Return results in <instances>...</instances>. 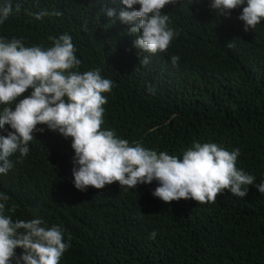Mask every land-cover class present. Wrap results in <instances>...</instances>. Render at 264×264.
Segmentation results:
<instances>
[{
  "label": "trees",
  "instance_id": "1",
  "mask_svg": "<svg viewBox=\"0 0 264 264\" xmlns=\"http://www.w3.org/2000/svg\"><path fill=\"white\" fill-rule=\"evenodd\" d=\"M110 1L11 0L0 37L48 49L50 36L69 34L81 60L73 71L99 68L113 81L104 93L105 130L132 146L181 159L194 142L239 148L236 167L253 175L254 184L244 198L225 190L206 204L166 203L153 196L155 180L82 192L74 186L72 138L41 124L37 129L44 131L34 133L28 155L13 154V167L0 174V193L10 198L5 215L61 227L71 247L60 264H264V195L255 187L264 181V20L245 31L243 6L220 16L211 0H177L161 10L176 35L166 52L149 54L134 47L136 36L117 9L115 17L102 11ZM43 10L62 15L37 20L33 13ZM144 57L147 65L140 63ZM5 106L15 108L0 105V111ZM10 131L4 125L0 136ZM13 206L15 212L9 211ZM22 253L16 249L17 256Z\"/></svg>",
  "mask_w": 264,
  "mask_h": 264
},
{
  "label": "clouds",
  "instance_id": "2",
  "mask_svg": "<svg viewBox=\"0 0 264 264\" xmlns=\"http://www.w3.org/2000/svg\"><path fill=\"white\" fill-rule=\"evenodd\" d=\"M122 3L112 0L102 11L115 17L117 9L120 21L131 25L129 34L136 36L133 44L141 53L166 52L176 33L174 26H168L171 17L161 10L166 5H175L177 0H122ZM241 6L239 19L245 24L244 30H254L264 20V0H211L210 4L220 16H228ZM20 8L17 4L16 12ZM12 11L11 0L0 5V25ZM33 15L39 20L62 13L43 10ZM49 40L53 46L43 49L27 47L15 37L10 40L0 37V105L15 104L14 110L5 106L0 111V128L9 125L13 130L0 136V174H7L13 167L9 159L13 154L28 155L34 133L44 131L37 129V125L43 124L66 139L72 138L74 186L82 192L89 187L102 190L116 182L123 189L136 188L155 180L159 183L153 196L166 203L181 199L215 203L225 190L241 198L248 195L247 186L254 184L255 177L236 167L239 148L229 151L216 143L194 142L181 159L167 151L146 149L139 143L132 146L114 131L105 130L104 93L111 92L113 81L103 78L99 68L83 73L73 71L80 67L81 60L75 55L77 49L69 34L50 36ZM227 46L232 47V42ZM178 61V56L171 57L174 66ZM140 63L147 65L148 57ZM29 88L33 89L31 95L16 103ZM255 187L264 195V181ZM9 199L0 193V264L13 261L60 264L71 247L61 227H45L41 218L12 219L5 215ZM9 211L15 212V206ZM155 236V232L150 234L152 239ZM17 248L23 249L19 256Z\"/></svg>",
  "mask_w": 264,
  "mask_h": 264
}]
</instances>
